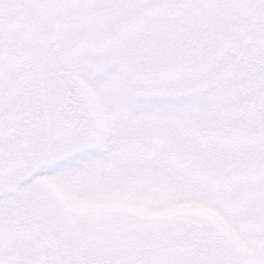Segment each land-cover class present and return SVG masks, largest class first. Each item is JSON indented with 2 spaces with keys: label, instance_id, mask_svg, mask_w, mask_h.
Wrapping results in <instances>:
<instances>
[{
  "label": "snow or ice",
  "instance_id": "obj_1",
  "mask_svg": "<svg viewBox=\"0 0 264 264\" xmlns=\"http://www.w3.org/2000/svg\"><path fill=\"white\" fill-rule=\"evenodd\" d=\"M0 264H264V0H0Z\"/></svg>",
  "mask_w": 264,
  "mask_h": 264
},
{
  "label": "rangeland",
  "instance_id": "obj_2",
  "mask_svg": "<svg viewBox=\"0 0 264 264\" xmlns=\"http://www.w3.org/2000/svg\"><path fill=\"white\" fill-rule=\"evenodd\" d=\"M115 70V66H111L109 69H106L105 73H102L101 75H106L108 72H111Z\"/></svg>",
  "mask_w": 264,
  "mask_h": 264
}]
</instances>
